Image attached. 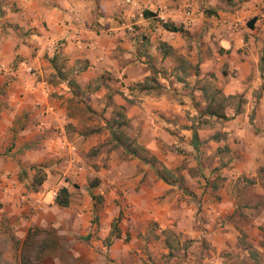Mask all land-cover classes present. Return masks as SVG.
<instances>
[{
  "label": "crops",
  "instance_id": "crops-1",
  "mask_svg": "<svg viewBox=\"0 0 264 264\" xmlns=\"http://www.w3.org/2000/svg\"><path fill=\"white\" fill-rule=\"evenodd\" d=\"M131 1L0 0V264H20L30 229L56 230L65 255L86 264H151L154 241L166 253L171 234L193 242L188 254L200 253L203 240H237L243 232L250 242L264 238V0ZM162 9L176 31L157 27L155 13ZM188 10L193 23L184 28ZM153 76L159 89L144 88ZM211 80L213 90L246 102L237 115L235 107L224 110L233 117L221 130L225 139L215 129L183 137L185 111L205 112ZM74 105L109 116L123 107L137 142L182 184H166L120 148L105 152L100 173L109 217L98 227L89 221L91 204L71 201L68 186L67 207L48 194L62 183L49 187L55 180L46 179L33 189L35 165L50 174L44 165L53 158L63 161L57 169L65 177L83 185L79 143L92 147L97 137L78 131L84 122ZM251 112L259 120L250 121ZM185 159V168L172 170ZM216 168L222 181L213 186ZM116 192L128 207L111 235L122 209L111 202ZM241 212L245 220L238 222ZM61 247L46 251L40 264H67L46 256Z\"/></svg>",
  "mask_w": 264,
  "mask_h": 264
},
{
  "label": "rangeland",
  "instance_id": "rangeland-1",
  "mask_svg": "<svg viewBox=\"0 0 264 264\" xmlns=\"http://www.w3.org/2000/svg\"><path fill=\"white\" fill-rule=\"evenodd\" d=\"M249 20H252V18H249L246 20V24ZM264 52V49H263ZM153 78H155L153 76ZM153 88L155 90L159 89L158 83H154ZM197 84L195 83L194 86L190 87L192 88V93L195 89ZM208 91L212 93L213 89L216 88V83L214 80L207 81L206 83ZM160 91V90H159ZM190 100V99H189ZM246 102V99L242 96H235L231 99L224 100L221 98V96L216 97L215 104L213 105V109L217 110L219 112L225 113L224 110L228 108L235 107L236 110L242 109V105ZM192 105H194V101H192ZM198 108H200V103L197 104ZM196 106V105H195ZM194 106V107H195ZM73 111L81 116V120L84 123H80V128L78 131L81 134H85V137H97L96 138V144L92 147L83 146V142L79 143L83 148L81 151V158L83 160V166H84V176H83V185H81L80 182L70 179L69 177H65L57 168H61L63 166V161L61 160H55L54 158L48 162L49 166L44 165L45 167L49 168L50 174L46 173L43 168H36L35 165V173L34 176L31 174L32 179L34 177L43 176L45 174L46 178L44 177V180L50 179L55 180L54 183L49 184L47 186H51L53 184L62 183V185H59V189L68 186L70 188L71 194L70 198L71 201L75 202H85L87 204H91L92 207V214L89 215V221L92 224H96L97 227L100 225V222L104 223V217H109V215H106L104 210V205L107 201L106 197L104 195L109 194V190L104 186L101 185L103 183H106V177L102 176L100 171L103 168L107 167L106 162H104V157H101L102 154L105 152L111 151L114 149L111 145V138L110 136L106 137V134L109 133V129L106 126V121L108 118H111L112 115H108L109 113L105 112H80L81 107L74 105ZM80 108V109H79ZM197 107H195L196 109ZM84 110V109H81ZM186 114L184 115V120L182 122H186V125L189 128V132L185 136H189V138H193V133L196 132L197 136L198 134L203 135H212L210 134V130L215 129L214 136L225 139L226 133L222 132L223 126L230 120L233 119L231 116V112L228 110L227 114L228 117L224 119H219L216 117H212L205 112L193 113L194 111L186 110ZM226 114V113H225ZM241 114V113H239ZM249 117V120H259L258 115L254 112L247 114ZM257 116V117H256ZM124 132L128 134L131 138L135 139L137 141V137L134 135V132L132 131V128L130 124L123 129ZM108 131V132H107ZM263 130H257L258 133H260ZM72 133V131H71ZM90 135V136H88ZM74 137V133L70 135V138ZM80 137V136H79ZM86 139V138H85ZM183 150H179L178 153H182ZM119 154V153H118ZM101 157V159H100ZM125 157V156H124ZM128 158V155H126L125 159ZM118 159H122L121 156L118 157ZM189 162H187V159H185L183 162H178L174 165V169L176 172H180L182 168H185L186 165ZM208 165H212L213 162H206ZM43 164V163H42ZM162 165V164H161ZM42 167V165H40ZM213 166V165H212ZM220 166V165H219ZM53 168V169H51ZM56 168V169H55ZM140 168V167H139ZM158 168H161L160 165H158ZM130 171L129 169L127 172ZM217 176H215V179L210 180L209 182H213V186H217L220 181H222V177L220 176V168H216ZM122 177V176H121ZM130 177V176H129ZM264 177V174H261L260 178ZM31 180V178H30ZM32 181V180H31ZM121 182H125L124 179L120 180ZM100 192H103L102 194ZM96 196L99 200L102 198L101 202L96 201L94 202L91 199V196ZM116 197L111 199L112 204L115 206L122 205V209H120V214L118 216V219L114 216L113 221L111 222L110 226V232L112 231V227L114 224L119 229V222L123 216L122 211L126 210L128 207V203H126V200L123 199L122 201V193L116 192ZM119 196V198L117 197ZM207 200V199H206ZM121 208V207H120ZM124 208V209H123ZM238 222L245 220V214L240 213L237 218L235 219ZM240 232H243L241 227L237 226ZM48 232H51L55 239V244L60 245V239L59 236L56 235V230L52 228L44 229ZM166 234V233H165ZM243 236L239 237L237 240H230V241H221L216 240L215 242H207L203 240L201 246L202 251L200 253L192 252L191 254H188L190 251V248L193 247V242L190 241H182L178 238H174L173 235H167L170 237V241L168 243V251L162 252L160 251V248L158 247V240L154 241L153 250L148 251V257L151 260V264H262L264 262V238L257 241V242H250L246 239L245 233H242ZM259 247L263 249V251L259 250ZM165 248V247H164ZM63 247L60 248L59 252H50L47 253L46 256H53V255H59L61 260L67 264H86V262L76 263L75 260H73L71 257H68L65 255V253L62 251ZM45 256V257H46ZM46 261V260H45ZM110 262L108 259L106 263Z\"/></svg>",
  "mask_w": 264,
  "mask_h": 264
},
{
  "label": "trees",
  "instance_id": "trees-1",
  "mask_svg": "<svg viewBox=\"0 0 264 264\" xmlns=\"http://www.w3.org/2000/svg\"><path fill=\"white\" fill-rule=\"evenodd\" d=\"M248 1V0H243ZM145 15H148L145 12ZM255 19L249 20L247 22L248 28H253V24ZM165 28L171 31H176L177 29L170 26L165 25ZM55 57V56H54ZM193 72L198 73L197 68H193ZM156 83V80L153 77H148L145 82V87L153 88V84ZM69 85H75L73 81L69 82ZM205 95V93H204ZM221 96L222 99L227 100L233 98L232 96H224L221 91L213 90L210 93V102L206 106L205 113L219 118L224 119L226 115L222 112L213 109L212 104L216 101V97ZM238 111L234 113L237 115ZM129 125V122L124 114L123 107L114 108L112 111V117L108 121V127L110 129V138L111 145L113 148H120L126 155H129L131 158L139 160L144 165H147L153 169L163 182L169 185H173L176 183L182 184V178L178 176L176 173H172L165 167L158 168V160L150 155L147 149H145L142 145H140L135 139L128 136L126 132H124V128ZM197 138L196 132L193 133V139ZM44 180V175L39 177H34L33 182L31 184L32 188H36L41 185ZM94 202L99 199L96 196H91ZM101 202V200H99ZM55 203L60 207H67L69 205V191L67 187H63L60 189L59 196L56 198ZM117 227L114 225L112 227L111 235L116 233ZM55 248V239L51 232L42 229H30L26 238L22 242L20 253H19V261L20 264H40L43 261L44 254L46 251Z\"/></svg>",
  "mask_w": 264,
  "mask_h": 264
},
{
  "label": "built area",
  "instance_id": "built-area-1",
  "mask_svg": "<svg viewBox=\"0 0 264 264\" xmlns=\"http://www.w3.org/2000/svg\"><path fill=\"white\" fill-rule=\"evenodd\" d=\"M125 3L126 4H131L132 1L131 0H125ZM142 13V12H140ZM142 16V14H141ZM184 22H183V27L184 28H188L191 26V24L193 23V15H192V12L190 10L186 11L184 13ZM155 19H156V22H157V27H164L165 28V25H168L169 23V18H168V15H167V12L165 10H159L155 13ZM60 44V41H54L52 43V47H53V51L55 52V50H57L58 46ZM46 93V91H44ZM47 109L51 110L50 107H48ZM71 163L73 166H77L79 164L78 161H76L75 159H72L71 160ZM80 166H78V170H80ZM59 193H60V189L58 187H54L50 190H48V194L49 196L51 197V199H56L58 196H59Z\"/></svg>",
  "mask_w": 264,
  "mask_h": 264
}]
</instances>
